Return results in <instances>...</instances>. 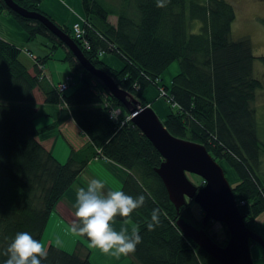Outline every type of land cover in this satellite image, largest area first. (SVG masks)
<instances>
[{"label": "trees", "instance_id": "obj_1", "mask_svg": "<svg viewBox=\"0 0 264 264\" xmlns=\"http://www.w3.org/2000/svg\"><path fill=\"white\" fill-rule=\"evenodd\" d=\"M14 1L30 12L45 14L40 9L44 0ZM162 2L163 7L157 6V0H80L85 18L77 23L84 28L82 39L75 37L73 24L59 25L47 16L97 69L111 75L143 107H152L145 93L154 89L156 100L163 98L169 105L161 121L173 136L204 145L223 168L225 162L234 170L239 182L232 188L241 214L247 227L258 233L257 219L264 213V143L258 136L252 105L263 89L254 65L257 60L264 65V56L254 55L249 38L231 39L237 19L232 2ZM2 16L20 26L28 44L45 38L49 45L40 48L49 53L40 58L26 49L27 57L36 63L31 74L21 59L23 49L0 36V264L8 258L4 253L16 233L29 232L41 242L58 203L97 157L129 172L122 191L133 197L145 196V204L130 217L117 216L113 221H130L139 229L142 242L126 254L132 259L130 264H220L177 228L180 218L198 226L202 222L194 214L192 202L179 210L172 204L155 171L163 158L127 120L129 113L123 112V105L43 23L14 12L4 0H0ZM58 49L65 51L64 62L81 74L80 86L70 95L72 75L53 84L42 74ZM174 64L178 72L167 82L163 75ZM63 84L66 88L61 90ZM36 90L60 115L57 122L41 128L36 124L41 113ZM112 109L120 111L117 120L110 116ZM70 119L91 144L79 152L72 150L62 164L40 143L39 136ZM153 209L159 210V222L149 229ZM210 228L211 223L207 233L223 246L209 233ZM225 232L229 238L227 229ZM78 235L81 240L76 252L50 245L42 264H92L94 247L86 235Z\"/></svg>", "mask_w": 264, "mask_h": 264}, {"label": "water", "instance_id": "obj_2", "mask_svg": "<svg viewBox=\"0 0 264 264\" xmlns=\"http://www.w3.org/2000/svg\"><path fill=\"white\" fill-rule=\"evenodd\" d=\"M4 1L8 8L24 17L40 21L62 40L83 68L98 78L126 108L132 123L158 150L163 162L155 171L162 179L172 204L179 210L189 199L204 212L201 228L180 218L176 223L180 232L220 264H255L251 242L264 248V238L247 227L224 168L207 148L173 136L151 106L143 107L131 93L122 90L111 75L97 69L79 45L47 15L30 12L14 0ZM189 175L201 177L204 185H195ZM211 222L225 225L229 233L225 245L218 244L207 233L206 227Z\"/></svg>", "mask_w": 264, "mask_h": 264}, {"label": "crops", "instance_id": "obj_3", "mask_svg": "<svg viewBox=\"0 0 264 264\" xmlns=\"http://www.w3.org/2000/svg\"><path fill=\"white\" fill-rule=\"evenodd\" d=\"M40 9L43 13L50 16L59 25L72 26V24L74 25L77 22L83 21L85 18L80 0H46L45 2H42ZM0 36L4 40L17 45L21 49L26 50V48L28 47V36L24 33V31L20 28V26L10 17L7 16L0 17ZM39 53L43 54L44 56L40 57L38 54H36L38 55L37 57L44 58L48 56L49 52L46 54L41 49ZM33 54L35 55V52ZM25 65L28 71L31 74H34L35 72L34 66L36 65L34 60H31L30 65L27 64ZM118 66L119 65H117L116 67ZM63 73L65 76H69L68 72L66 73L63 72ZM42 74L49 76L51 82L53 84H56L53 75L48 70H46V64L44 66ZM148 92L151 95L147 94L146 91L145 97L146 100L149 103H151L156 99V95H155L156 92L154 90H149ZM35 98H36V103L38 99L41 100L44 99L42 93L39 90L35 91ZM37 105L39 106V112H41L40 115L38 116L39 120L37 121L38 118L36 119V124L38 127L50 125L51 123L57 122L58 119L60 118V115L55 113L53 108L45 104V100L40 102V104L38 103ZM155 109H157L158 115L162 117L166 116L164 105L162 103H160ZM58 132L61 135H63L65 140H67V142L70 144L71 151L74 150V152H79L82 149H84L85 146L91 144L89 137H87L82 132V130L74 122V120L70 119L61 126H59L58 128L47 131L41 136H39L40 143L48 151L52 152L57 159H59V157L56 154V150L58 149L57 147ZM84 174H86V176L80 177L78 181L74 184V186L70 190H68V192L65 194L63 200H61L58 203L56 209L54 210V212L50 217V220L48 222L43 237L46 236L49 228L51 229L55 228L58 231L57 236H60L59 242H61L62 237H68V239H73L72 242H75L76 237L74 232L72 231V227L74 225V222H76L77 220L75 216V211H76L75 204H76V192L78 188L84 187L86 189L88 183L92 179H99L105 184V191L109 189L121 190L123 184L125 183L127 177L129 176V172L123 167L119 166L118 164L112 161H108L100 157H97L90 162ZM52 220L54 221L51 224ZM112 226L116 231H119L121 228L126 227L129 229L130 232L132 227L135 225L132 222L127 221V222H112ZM263 230L264 229L261 228L260 224H258L257 231L264 238L262 232ZM57 236L53 238H57ZM53 238H50L51 240H49L50 243L49 246L58 245ZM80 240L81 239L78 238V241ZM255 246L257 245H253L251 247L254 262L255 264H264V261H262V259L264 258V251L261 252L260 251L261 249H258ZM94 254L97 255L96 259L99 260L102 264H130V262L132 261V259L128 257L126 254L113 255L112 252L106 253L98 247L93 248V253L91 256L92 261L94 258Z\"/></svg>", "mask_w": 264, "mask_h": 264}, {"label": "rangeland", "instance_id": "obj_4", "mask_svg": "<svg viewBox=\"0 0 264 264\" xmlns=\"http://www.w3.org/2000/svg\"><path fill=\"white\" fill-rule=\"evenodd\" d=\"M44 0L43 2H45ZM232 2V4L235 6V9L237 11V19L232 25L231 29V39L232 40H238L241 38H249L252 42L253 46V51L254 55L256 57H261L264 56V0H228ZM112 21H114V18H111ZM200 25H196L195 29L196 31L199 30ZM44 45H49V42L42 37H38L34 42H31L28 44V47L26 48L27 50H31V52H35V55L38 54L40 57L44 56L43 54L39 53L40 50L43 48L42 46ZM42 47V48H40ZM23 49L22 52V61L30 65L31 64V58L26 56V50ZM44 53H48L47 49L44 50L42 49ZM36 55V56H38ZM64 57H65V51L63 49H58L54 55L49 59L46 63V70H48L54 78V81L56 84H59L60 81L65 80L66 76L64 75L63 72H68L69 76H73V82L69 83V90L67 91V95L72 94L79 86H80V81H81V74L79 72H74V70L69 66L68 63L64 62ZM31 59V60H30ZM178 72L177 66L174 64L172 67L169 68V70L163 75V79L165 81H169L172 76H174ZM254 73L255 76H259L262 78L263 82V89L259 90L257 92L256 96V101L253 103L252 107L255 108L256 110V119H257V131H258V136L261 142L264 143V65L260 61H256L254 65ZM149 90H154V89H149ZM148 90V91H149ZM147 91V94L151 95ZM158 91V90H157ZM159 92V91H158ZM160 97V96H159ZM44 100V99H43ZM43 100L38 99L37 104L42 102ZM162 101V102H160ZM162 103L164 105L165 110H169V105L168 103L163 99L159 98L158 100L155 99L153 101V109L158 115L157 106ZM122 110L124 113H128L125 107H122ZM129 115V114H128ZM161 120H164L162 116L158 115ZM39 118L37 119V121ZM41 127V126H40ZM58 137V149L56 150V154L59 157L57 159L60 163L65 164L71 153V146L65 140L63 135H61L59 132L57 133ZM101 158V157H100ZM104 159V158H102ZM106 160V159H105ZM261 171L264 172V152H262L261 155ZM222 165L224 166V170L226 173V177L229 180L230 184L232 187L236 186V184L239 182L237 179V176L234 172L233 169H231L225 162H222ZM82 176H86V174H83ZM81 176V177H82ZM189 179L197 186H203L204 181L201 177L196 176V175H189ZM188 202H192V208L194 211V214L198 217V219L202 222L203 217H204V212L200 208V206L194 201H191L188 199ZM243 205V204H242ZM54 220H52L51 224L53 223ZM257 224H260L261 228L264 229V213L260 215V217L257 219ZM196 227L200 228V226L195 225ZM51 227V226H50ZM225 226L221 223L218 222H211V228L209 230V233L215 237L219 242L223 243L225 245L228 241V238L226 236L225 232ZM264 235V230L262 231ZM58 231L57 229L49 228L47 234L45 237L42 238L41 243L44 245L46 251L49 246V240L50 238H53L57 236ZM76 241L72 242L73 239H68V237H62L61 242H59V237L53 238L58 245L54 246H60L58 248L62 249L63 251L67 253H74L77 250L78 246V238L80 236L74 232ZM258 249H261L260 251L263 252L264 248L261 247L258 244H255ZM253 246V245H252ZM97 255L94 254V258L92 261V264H102L99 260L96 259ZM264 259V258H263ZM262 259V261H264Z\"/></svg>", "mask_w": 264, "mask_h": 264}, {"label": "clouds", "instance_id": "obj_5", "mask_svg": "<svg viewBox=\"0 0 264 264\" xmlns=\"http://www.w3.org/2000/svg\"><path fill=\"white\" fill-rule=\"evenodd\" d=\"M157 6H164L162 0H157ZM144 204V195L133 197L122 190L105 191V184L101 180L92 179L86 189L80 187L76 192L77 220L72 231L86 235L93 247L106 253H132L142 242L139 229L133 226L130 232L126 227L116 231L112 222L117 216L130 217L134 210ZM151 221L149 229L159 222L158 209L152 210ZM4 254L8 257L4 264H42L47 257L44 245L29 232L16 233Z\"/></svg>", "mask_w": 264, "mask_h": 264}, {"label": "built area", "instance_id": "obj_6", "mask_svg": "<svg viewBox=\"0 0 264 264\" xmlns=\"http://www.w3.org/2000/svg\"><path fill=\"white\" fill-rule=\"evenodd\" d=\"M73 33L77 39H82L84 37V28L82 26V23H75L74 24ZM65 88H66V84H63L60 87L61 90H64ZM162 95H165V92L163 90H162ZM118 112H119V115L114 114L113 109L111 110L110 116L113 120H117L119 118V116L121 115L119 110H118ZM127 120L128 121L131 120L130 115H128ZM122 124H124V122H122ZM242 204H244V203H242Z\"/></svg>", "mask_w": 264, "mask_h": 264}, {"label": "bare ground", "instance_id": "obj_7", "mask_svg": "<svg viewBox=\"0 0 264 264\" xmlns=\"http://www.w3.org/2000/svg\"><path fill=\"white\" fill-rule=\"evenodd\" d=\"M113 112H114V114H118L119 115V112H118V110H116V109H113ZM201 228V227H200Z\"/></svg>", "mask_w": 264, "mask_h": 264}]
</instances>
